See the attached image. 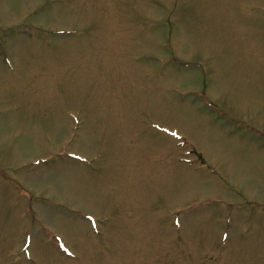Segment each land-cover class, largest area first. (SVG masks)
<instances>
[{
	"label": "rangeland",
	"instance_id": "rangeland-1",
	"mask_svg": "<svg viewBox=\"0 0 264 264\" xmlns=\"http://www.w3.org/2000/svg\"><path fill=\"white\" fill-rule=\"evenodd\" d=\"M0 264H264V0H0Z\"/></svg>",
	"mask_w": 264,
	"mask_h": 264
}]
</instances>
